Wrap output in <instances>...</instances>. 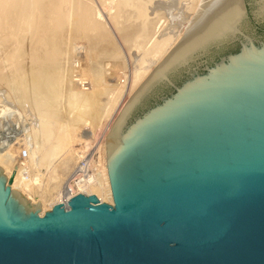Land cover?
<instances>
[{
  "label": "water",
  "instance_id": "water-1",
  "mask_svg": "<svg viewBox=\"0 0 264 264\" xmlns=\"http://www.w3.org/2000/svg\"><path fill=\"white\" fill-rule=\"evenodd\" d=\"M190 63L107 156L112 205L41 216L0 168V264H264V41L176 85Z\"/></svg>",
  "mask_w": 264,
  "mask_h": 264
},
{
  "label": "bare ground",
  "instance_id": "bare-ground-1",
  "mask_svg": "<svg viewBox=\"0 0 264 264\" xmlns=\"http://www.w3.org/2000/svg\"><path fill=\"white\" fill-rule=\"evenodd\" d=\"M141 1L140 4H137L135 0H120L116 6H114L115 4L113 5L114 7L112 8L114 9V11L112 9L111 10L114 13L112 14L110 10L109 14L110 18H112L111 22L115 24H113V26L117 27L118 31H121V34L119 33L120 36H124L122 29L119 28H122V24L124 26L125 22H123L122 19H124L123 16L126 15V13H129L126 19H128V17H132L133 19L136 18V20L139 21H142V19L145 21L146 18L152 17L153 14H151L149 17H146L148 9L146 8L147 6H145L144 8L143 4H145V0ZM149 1L151 0H146V3ZM152 1L149 2L150 5ZM158 2L162 3L163 0ZM164 2H167V0H164ZM77 4L74 5L76 11L74 10L75 12L72 15L73 9L70 10L71 2L69 0H0V83L2 81H5V83H3L5 84L4 88L7 87V89L5 90H1L2 87L0 88V132L3 129V120L9 117L16 110H19L20 113L25 116V119L28 121L29 125L24 129V134L22 136L23 138H21L20 136V142H24V147L28 151V156L23 158V146H18L17 143L16 144L18 148L14 149L13 146L12 148H8L5 150L2 149V144H0V168L4 170L2 175H4L6 179L14 176V182L11 186V191L18 192L33 205H37L39 203L41 204L42 209L41 212H39V215L41 216L44 215L46 211H50L54 205L59 203L66 204L71 197L80 193L85 195H95L102 203L112 205L113 193L109 177L107 156L124 138L123 130L127 125V120L130 117V114L134 107L142 99L144 94L153 87L155 83L157 84V82L168 78V75L172 69L187 65L191 60L194 59L196 55H198V53L204 51L212 44L220 43L222 41L228 40L229 38H235L236 34L239 32L241 22L246 14L243 0H169L166 4H161V7H165V15L167 14L168 16L169 14V16L171 17V27H174L173 30L169 31L165 35H162L161 38H159V36L156 37L157 33L155 32L157 30L155 32L153 31L156 35L152 32V30H155L152 28L153 24L151 25L152 30L151 28L149 29L152 33L148 32L149 30H146L148 29L147 26H150V18L146 19V23H149L147 25L143 23L144 21H142V25H146L145 28L147 27L146 29L144 27L143 30L141 29L142 34H140L141 32H137L138 28H140L141 26L140 24L139 26L136 25V33H139L134 34L136 37L133 36V39L130 38L128 36L129 33H127V39L125 37H123L125 39H122L121 37L123 43H126L128 40L132 39V41H128L126 43L127 45L130 42L127 46L125 45L126 49L134 45V47L141 48L142 50V44L148 41L145 45H147L149 48L147 49L143 44L145 46V49H143L145 51V55L143 54L144 56L139 63V67L135 69L131 83L129 82L130 84H127L128 86L123 85V83L121 82H119L118 85L116 83H113V85H116H114L113 88L109 89L107 88L109 85L107 86L106 83L108 79L105 81V79L101 77V75L98 76L95 74L93 75V77L91 76V79H89V82L91 83L90 85L92 87L89 91L82 89L84 87L83 81L85 78L83 77L84 79H82V77L80 78V76V79L78 78L76 79V81H73L75 76L74 78L72 77V80L70 81L72 82L71 86L66 88L64 85L71 78L68 79V81L65 80L64 72H62V66L59 67L58 65L59 69L55 66V68L52 67L53 65L50 64L49 61L51 60L52 56H48L49 54L47 53L48 50L52 48L50 46L52 40L53 44L55 43V41H59L60 43H62V41L64 40L63 37L65 35L63 34V36L60 33H63L61 32L62 30L66 32L64 27L69 25L70 21L73 20L74 22H76L75 24L74 22H71L72 25H77L76 23L78 22L81 26L78 28L81 29L83 26V30L81 29L83 37L81 38L87 36L85 34L87 33L89 34V37L87 36L88 38H84L85 40L92 38L91 40L93 42H97L98 40L102 41L101 43H103L105 41L104 38L108 36L105 44H109H107V40L110 41V36L105 34L106 30L104 29L106 27L103 28V24H101L102 21L100 22L103 17H101L100 15L99 17H97V19L96 17L94 19V17L88 15L89 11L87 7L78 8ZM258 5L260 11L259 13L264 16V0H259ZM151 6L153 7V5ZM159 6L160 4L158 5V7ZM150 9L152 8H149V14L151 12ZM154 11L156 12V9H154ZM162 11L160 10V13L156 12L157 15L154 12L155 15L153 16H157L158 19L162 18L164 14H162V17H160L161 15H158L161 14ZM71 16H73V20L69 21V18ZM100 17L101 19H98ZM144 17L146 18L144 19ZM154 17H152V19H154ZM74 18H76V20ZM132 18L131 20H133ZM158 19L153 21L156 22ZM167 19L160 20L164 21ZM80 20L84 21V25ZM158 22L154 24L157 26ZM137 23L138 21L135 22L133 20L134 25ZM133 24L130 23V25H128L130 26V28H128V31L132 29L133 26L131 27V25ZM71 26H69V28ZM164 26L161 27L163 28ZM71 28H73V26ZM31 29L32 33L35 34L34 36L37 35V38H29L32 41L35 40V42H33V45L30 41H28L30 42L28 44L34 46L33 48L30 45L33 48L34 52H32V54L36 56L38 55V53L43 52L41 50L46 49L44 48L45 43L49 41L48 43H46L49 45H46L47 52H45L47 54H45L47 56L43 54L45 58L50 57V59L47 60L49 62H47L46 60H42L44 56L41 57L40 55L39 56L41 57V60L39 61H41L42 63L46 61L47 64H50L49 67H51V69L46 70L43 66V64H45L46 62L42 64L37 60V63L42 64V66L39 65L38 67H34L33 64L35 60L33 59L36 58L34 56V58L31 57L33 62L32 64L31 60H29L30 64L33 65L31 66V68L34 69H32V71H29L30 73L28 74L27 70H24L26 69L24 68L25 66L23 67L22 65L27 62V60L26 62L24 61V58L26 59V56L23 57V55L24 53H26V50L29 48V46H27L28 48L22 52V49L26 48V44L22 42L21 39L22 37L24 38L26 36L23 33H30L28 31H30ZM75 29L76 26H74V30ZM126 29L125 32L127 31ZM159 30L162 29H158V32ZM146 31L149 33L147 36L150 35V40L145 36L147 34ZM59 36H61L63 40L61 39V37L59 38ZM70 38L72 39V37ZM58 39H61L62 41ZM66 39H68V37ZM71 39L69 40L70 42ZM65 42L66 41L63 42L64 45ZM68 42L66 43L68 44ZM23 43L25 45H23L22 48ZM63 43L62 45L60 44L61 48L59 47L61 50L59 48H56L58 50L54 48L57 51L56 52L52 49L56 52H53L56 56L57 54H59L58 51H62V48H64ZM86 43L88 45L87 48H90V50L91 48H95L94 45H91L93 43L90 44L89 41H87ZM67 44L65 48L67 47ZM100 44L97 46H100ZM96 48L94 49L95 51L93 49L92 50L96 52ZM63 51L66 52V50L64 49ZM88 51L89 49L87 50V52ZM98 51H101V49H99ZM103 51H105V49ZM129 51H131V48L129 49ZM27 52L28 56L32 55H29V50ZM87 52L85 51L86 54ZM113 52H111L112 55L110 53V57H116V55L114 56ZM117 52V57H119L120 53L119 51ZM67 53H64V55H62L64 59L67 58L65 57ZM114 53H116V51ZM61 54L62 53L59 54V60L58 58H55V60H58L57 62H61V59L63 60ZM29 58L27 57V59ZM52 60L54 61L53 58ZM111 60L113 61L114 59L111 58ZM132 60L134 63V59ZM64 61L65 60H63L61 64ZM114 61H117V59ZM56 63L55 65L60 64ZM30 64L28 62L27 66H30ZM48 65L46 66L45 64V67L47 69ZM133 65L136 64L134 63ZM70 66L71 64L68 65V68ZM70 71H73L74 73L73 66L72 70ZM89 74L91 73L89 72ZM123 79L125 80V78ZM86 80L87 79H85V81ZM70 82H68L69 85ZM68 83L66 84L67 86H69ZM113 85L109 87H112ZM64 87L66 91L63 89ZM13 119L19 122V117L17 115L13 116ZM105 127L106 130L108 127L109 134L107 132V136H105L107 138H105L104 147H102L104 148V150L103 152H101L102 154L100 156L99 164L96 168L95 176L98 175V178L96 176V182L91 183V181H85L72 184L69 189L67 188L68 190L64 188L63 192H61L62 190L59 191V188L57 187V185H55L53 187V192H55V194H45L46 196L35 195L36 189L40 184L39 182H41V178L43 177L41 173L40 174L42 177H37V171L41 170L43 167L46 170L49 169L47 167H53V165H55L53 167V172L56 173V179L62 181L57 178V173H60L61 176L62 174H65V176H67L66 173H70L73 170L74 164L77 162V160H81L84 152L87 151L86 149L93 142V139H91V137L93 138L94 136H96V133H99V130L102 131V128ZM88 131H90V133L92 134L90 135ZM86 132H88L91 137H89ZM79 151L80 153H83L80 157ZM30 166L31 169H36L35 172L37 173H34L36 174L37 179L32 177L33 175L29 177V174H27L28 178L26 177V172L28 171V168ZM45 170V173H43L44 175H46ZM47 171L49 172V170ZM39 179L40 181L38 182ZM59 181L58 186L60 183Z\"/></svg>",
  "mask_w": 264,
  "mask_h": 264
},
{
  "label": "rangeland",
  "instance_id": "rangeland-1",
  "mask_svg": "<svg viewBox=\"0 0 264 264\" xmlns=\"http://www.w3.org/2000/svg\"><path fill=\"white\" fill-rule=\"evenodd\" d=\"M70 2H71V7H70V10H72V15L74 14V12L76 11V8H75V6L74 5H76L77 3H79V4H77V6H78V8L79 7H87V9H88V11H89V16H92V17H94V19H95V17H96V19H97V17H99L100 15H101V17H103L102 19H101V17L100 18H98V19H101L100 20V22L102 21V23L101 24H103V28L104 27H106L104 30H106L105 31V34L106 35H109L110 37H109V39H110V41H108L107 40V44L108 45H106L105 44V42H106V39H108V36H106L104 39H105V41L103 42V43H101L102 41H98L97 40V42H95V43H98V44H95L91 39H84V38H86L89 34H87V33H85L87 36H85L84 38H81V37H83L82 35H83V33H82V31H81V29L83 28V26H82V28L80 29V28H78V27H81L80 25H79V23L77 22L76 24L77 25H72L71 24V22L73 23L74 22V20H73V16H71L70 18H69V21L70 20H73V21H70V23H69V25H67V26H65L64 27V29H65V31L66 32H64L63 30L61 31V32H63V33H60L61 35H63L64 37V40L62 39V37L61 36H59V38L61 37V39L63 40H61V39H58V40H61L62 41V43L64 42V41H66V42H68L71 38L70 37H72V39H71V42L69 43L68 42V44L65 42V45H64V43H63V47L64 48H62V51H60L61 49V46H60V44L62 45V43H60L59 41H55V43L53 44L52 42H53V40L51 41V44H50V46L52 47L51 49H49V50H51L52 51V53H51V51H49L48 50V52L46 51V49H47V46H49L48 44H46V43H48L49 41H47L46 43H45V46H44V48H46V49H43V50H41V51H43V52H40V53H38V55H34V54H32V52H33V48H34V46H32L33 45V42H35V40L34 41H32V40H30V39H32L33 37L34 38H37L36 36H34L35 34H33L32 33V29L30 30V31H28V32H30V33H23V34H25L26 36L23 38L22 37V42H24L23 44H22V48H23V45H25V47L26 48H24V49H22V52L24 51V50H26L28 47L27 46H29V48L26 50V53H27V55H26V53H24V55H23V57L24 56H26V59L24 58V61L26 62V60H27V62L25 63L24 61V63L26 64H23L22 66L24 67V68H26V69H24L25 71L27 70V73L29 74L30 72L29 71H32V69H34V68H31V66H33L34 65V67H38L39 65H41L42 66V64L43 63H45L47 60H49L50 59V57H47V58H45V56H47L46 54L48 53L49 55L48 56H52L51 57V60H52V58L54 59V61L52 60V62H51V60H49L50 61V64H52L51 66L52 67H58V65H59V67L60 66H62L61 68L63 69H61L62 70V72H64V75H65V80H67L68 81V79H70L68 82H70L71 80H72V77L74 78V76H75V80L73 79V81H76V79H78L79 78V76H80V78L82 77V79H87L86 81H85V79H84V81H83V85H84V87L82 88L83 90H91V83L89 82L90 80L89 79H91L92 77H93V75H101V77H103L104 79H105V81L107 80V81H109V82H107L106 81V83H107V86L109 85V86H111V85H113V83H116L117 85L119 84V82H121V83H123V85H129L130 83H131V81H132V78H133V73H134V71H135V69H137L138 67H139V63H140V61L142 60V58H143V56L145 55V51L143 50V49H145L144 47L146 46V48L148 49L149 47L147 46V45H145V44H147V42L148 41H146V42H144L143 44L145 45H143L142 44V50H141V48H137V47H134V45L133 46H131V47H128L129 49L131 48V51H129V49L127 48H125L127 45H126V43L128 42V41H132V37L133 36H135L134 34H139L140 32V34H142V30L145 28V26L147 25V24H149V23H146V19H152V17H154L153 15H155L156 14V12H159L160 13V10L162 11L163 10V8H164V12L162 13L161 12V14H158V15H161L160 17H162V14H164L165 15V7H161V4H166L169 0H167V2H164V0H163V2L161 3V2H158V1H161V0H154V1H152V3H151V5H153V7L149 4V2H151V1H149V2H147L146 3V0L144 1V3L145 4H143L144 5V8H145V6H147L146 8L148 9L147 10V14H146V17L148 16H150L151 14H153L152 15V17H150V18H146V17H144V19H145V21L142 19V21H144L143 23L144 24H146V25H142L143 23H142V21H139V20H136V18H132L135 22L136 21H138V23L137 24H133V20H131V18H129L128 17V19H126V17H127V15L129 14V13H126V15H124L123 16V18L124 19H122V21L123 22H125L124 23V26H123V24H122V28H119V29H122V32H123V35L124 36H120V30L118 31V28L117 27H115V26H113V24L114 23H112L111 21V19L112 18H110V14H109V12H110V10L112 9L113 11H114V9L112 8V7H114V6H116L117 4H118V2L120 1V0H72L73 1V3H72V1L71 0H69ZM84 1V2H83ZM141 0H139V1H136L135 0V2H137V4H140L141 2H140ZM148 1V0H147ZM158 2L159 4H160V6L158 7V3H156V2ZM246 1V3H247V8H246V14H245V17L243 18V20H242V22H241V25H240V28H239V33L236 35V38L235 39H228V40H225V41H222L221 43H219V44H217V45H213V46H211L210 45V48H208V50L206 51V52H204V51H202V52H200V53H198V55H196L195 57H194V59L193 60H191V63H190V65L188 66V67H185V68H181V69H179V71H177V72H175V73H173L172 75H170V79H172V81L176 84V85H179L185 78H188L189 77V74H191V73H193L195 70H198L199 72H201L203 69H205L206 68V66H209L211 63H212V61H217L219 58H221V57H224V56H226L227 54H229V53H233V52H236V51H238V47L240 46V43L242 42V41H244L247 37H249V38H251V39H253L254 41H258V42H260V41H264V17H263V15L261 16V15H259L257 12H256V9H255V3L257 2L258 3V1H256V0H245ZM75 2H76V4H75ZM113 2V3H112ZM115 2V3H114ZM143 3V2H142ZM115 4V5H114ZM146 4H149V5H146ZM114 5V6H113ZM76 6V7H77ZM149 6H151V7H149ZM72 7H74V8H72ZM149 8H152V9H150V14L148 13V11H149ZM154 9H156V12L154 11ZM157 9H158V11H157ZM160 9V10H159ZM75 10V11H74ZM111 10V13L113 14L114 12ZM153 12V13H152ZM154 12H155V14H154ZM167 13V12H166ZM91 14V15H90ZM96 15V16H94V15ZM109 14V15H108ZM98 15V16H97ZM108 17H107V16ZM157 15V14H156ZM163 15V17H166V18H157V16L156 17H154V19H150V21L152 22H150V26L148 25L147 27H148V29H146L147 31L151 28V25H152V28L153 29H155V30H152V28H151V30H152V32L154 31H156L155 33H157V36L156 37H158L159 36V38H161L162 37V35H165V34H167L169 31H171V30H173V28L174 27H171L172 26V24H171V17L169 16V14H168V16H167V14L164 16ZM88 17V16H87ZM159 17V16H158ZM168 18V19H167ZM75 20H76V18H74ZM156 19H158L156 22H154ZM163 20V19H167V20H164V21H161V20ZM83 20H85V19H83ZM83 20H80L82 23L84 22ZM104 20V21H103ZM130 20V21H129ZM154 20V21H153ZM79 21V22H80ZM99 21V20H98ZM129 21V22H128ZM147 21H149V20H147ZM161 21L162 22V24H161V22L159 23V22ZM165 21H166V24H165ZM76 22V21H75ZM75 22H74V24H75ZM141 22V23H140ZM156 24L157 22H158V24H157V26L154 24V23ZM164 22V23H163ZM130 23H132L133 25H131V27H132V29L131 30H129L128 31V28H130V26H128V25H130ZM167 23H169V24H167ZM81 24V23H80ZM141 24V26H142V28H141V26H140V28H138V30H137V32H139V33H136V25L137 26H139ZM160 24V25H159ZM164 24H165V26H164ZM73 26V28H71L72 26ZM83 25H84V23H83ZM115 25V24H114ZM155 25V26H154ZM159 25V26H158ZM69 26H71L70 28H69ZM74 26H76V29L74 30ZM126 26H128V27H126ZM155 28H154V27ZM161 26H164L163 28L161 27ZM69 29H68V28ZM144 27V28H143ZM156 27H158V28H156ZM68 30H67V29ZM117 28V29H116ZM127 28V29H126ZM172 28V29H171ZM123 29H124V31H123ZM125 29L127 30L126 32H125ZM142 29V30H141ZM158 29H162V30H159V32H158ZM170 29V30H169ZM83 30V29H82ZM71 31V32H70ZM134 31V32H133ZM146 31V32H147ZM69 32V33H68ZM78 32V33H77ZM108 34H107V33ZM131 32V33H130ZM143 32H145V31H143ZM148 32H150V33H152L150 30L148 31ZM147 32V34L145 35L147 38H149V40H150V35L149 36H147L149 33ZM153 32V33H154ZM69 34V36H68V34ZM82 33V34H81ZM120 33V34H119ZM127 33H129L128 34V36L130 37V38H132L131 40H128L126 43H123V41H122V39H125L126 37H128L127 36ZM154 33V34H155ZM29 34V35H28ZM59 34V35H60ZM73 34V35H72ZM133 34V35H132ZM143 34H145V33H143ZM153 34V35H154ZM152 35V36H153ZM156 35V34H155ZM68 37V39H66L67 37ZM91 36V35H90ZM151 36V37H152ZM89 37V36H88ZM87 37V38H88ZM115 37V38H114ZM121 37H122V39H121ZM123 37H125V38H123ZM136 37V36H135ZM30 38V39H29ZM33 38V39H34ZM70 38V39H69ZM104 39H102V40H104ZM127 39V38H126ZM57 40V39H56ZM28 41H30L31 42V44H28V43H30V42H28ZM87 41H89V43L91 44V43H93V44H91V45H94V47L96 48V52H94L95 50V48H91V50L94 52H92L91 50H90V48H87ZM90 41H92V42H90ZM121 41V42H120ZM124 41H126V40H124ZM57 42V43H56ZM60 43V44H59ZM101 43V44H100ZM35 44V43H34ZM59 44V45H58ZM66 44H67V49L65 48V46H66ZM90 44H89V47H90ZM100 44V46H101V48H100V46H97V45H99ZM102 44H104V45H102ZM33 47H31V46ZM47 45V46H46ZM57 47H56V46ZM115 45V46H114ZM126 45V46H125ZM131 45H132V43H131ZM55 46V47H54ZM72 46H73V48H72ZM130 46V45H129ZM60 47V48H59ZM103 47H104V49H105V51H103L104 49H103ZM107 47V48H106ZM56 48H59L60 50V52L58 51V53L60 54V53H62L61 54V56L62 55H64V53H67V55H65V57H67L66 59H64V57H63V60H65L62 64H64L65 65V67H64V65H62L61 64V62L63 61L62 59H61V62L59 61V62H57L58 60H59V54H57V56L55 55V53L57 52L56 50H58V49H55ZM76 48V49H75ZM125 48V49H124ZM55 50V51H53V50ZM63 49L64 50H66V52L65 51H63ZM68 49H69V51H68ZM72 51H71V50ZM75 49V50H74ZM89 49V51H91V52H87V50ZM99 49H101V51H98ZM114 49H117V50H114ZM140 49V50H139ZM147 49H146V51H147ZM29 50V55H31V56H28V51ZM130 52V55H129V52ZM136 50V51H135ZM47 53H46V52ZM85 51L87 52V54L85 53ZM109 51V52H108ZM115 52L116 51V53H114L113 52V54H114V56L116 55V57H110V53L111 52ZM117 51H119V57H117V55H118V52ZM134 51H135V53H134ZM141 51V52H140ZM53 52H55V53H53ZM72 52V53H71ZM100 52V53H99ZM34 53V52H33ZM46 53V54H45ZM75 53V54H74ZM91 53H93V54H91ZM140 53V54H139ZM45 56H44V55ZM108 54V55H107ZM144 54V55H143ZM42 57V56H44V58H42V60H46V61H44L43 63L41 62V61H39V60H41L40 58V56ZM77 55V56H76ZM87 55V56H86ZM111 55H112V53H111ZM34 56L36 57V58H34ZM72 56V57H71ZM91 56V57H90ZM94 56V57H93ZM124 56V57H123ZM138 56V57H137ZM141 56V57H140ZM27 57L29 58H34L33 60H35L34 61V64L33 65H31L33 62H32V58L30 59H27ZM59 57V58H58ZM61 57V58H62ZM121 57V58H120ZM38 58V59H37ZM55 58L57 59L58 58V60H55ZM111 58L112 59H114V60H116L117 59V61H112L111 60ZM116 58V59H115ZM134 59V63L136 64V65H133L134 63H133V60L132 59ZM135 58H136V62H135ZM91 59V60H90ZM97 59V60H96ZM29 60H31V64H30V61ZM38 62H40V63H42V64H38L37 63V61ZM95 60V61H94ZM49 61H47V62H49ZM57 63H60V64H57ZM90 61V62H89ZM123 61V62H122ZM28 62H29V64H30V66H27V64H28ZM47 62L45 63L46 64V66L49 64H47ZM54 62V63H53ZM68 62V63H67ZM77 62V63H76ZM55 63L57 64V65H55ZM66 63H67V65H66ZM45 64H43V66H44V68L46 69V70H49V69H51V67H49L50 66V64L48 65V69L45 67ZM69 64H71V66L68 68V65ZM189 64V63H188ZM37 65V66H36ZM75 65V66H74ZM95 65V66H94ZM100 65V66H99ZM105 65V66H104ZM108 65V66H107ZM113 65V66H112ZM120 65V66H119ZM27 66V67H26ZM72 66H73V69H74V73H73V71H70V70H72ZM79 66V67H78ZM84 67V68H82V67ZM134 66V67H133ZM29 67V68H28ZM54 67V68H55ZM59 67H58V69H59ZM75 67V68H74ZM77 67V68H76ZM101 67V68H100ZM106 69H105V68ZM114 67V68H113ZM30 69V70H28V69ZM66 68V69H65ZM88 68V69H87ZM104 68V69H103ZM110 68V69H109ZM111 68H113V69H111ZM64 69H65V71H64ZM101 69V70H100ZM89 70V71H88ZM84 71V72H83ZM88 71V72H87ZM96 73H95V72ZM103 71V72H102ZM71 72V73H70ZM89 72L91 73V74H89ZM107 72V73H106ZM109 72H111V73H109ZM128 72V73H127ZM100 73V74H99ZM103 75H102V74ZM120 73V74H119ZM69 74V75H68ZM74 74V75H73ZM85 74V75H84ZM107 74V75H106ZM82 75V76H81ZM87 75V76H86ZM90 75V76H89ZM126 75V76H125ZM67 76V77H66ZM69 76V77H68ZM71 76V77H70ZM76 76H78V77H76ZM92 76V77H91ZM105 76V77H104ZM169 76V75H168ZM84 77V78H83ZM106 77H108V78H106ZM111 77V78H110ZM115 77V78H114ZM128 77V78H127ZM79 78V79H80ZM123 78H125V80L123 79ZM121 79V80H120ZM123 79V80H122ZM66 81V82H67ZM123 81V82H122ZM67 82V83H68ZM130 82V83H129ZM2 83V84H1ZM0 83V88H1V90H5V89H7V87L6 88H4L5 87V84H3V83H5V81H2ZM66 83V84H67ZM125 83V84H124ZM158 84H154L153 85V89L149 92V91H147L145 94H144V96L142 97V99L138 102V104L134 107V109L132 110V112H131V114H130V122H132V120L133 119H135V118H138L139 116H141V114L143 113V112H145V110L147 109V108H149V107H152L156 102H158V98H160V97H164V96H166V95H169L172 91H173V88L169 85V84H167V82L166 81H159V82H157ZM64 85L66 88H68V87H70L71 86V84H72V82H70V85H69V83H68V85L69 86H67V85ZM86 84V85H85ZM111 84V85H110ZM116 84H114V85H116ZM2 85H4V86H2ZM82 85V86H83ZM114 85L112 86V87H107V88H109V89H111V88H113L114 87ZM127 85V86H128ZM65 87L63 88L65 91H66V89H65ZM85 88V89H84ZM65 91H63V92H65ZM88 91V92H89ZM102 99H104V98H102ZM3 107H5V106H3ZM14 114V115H13ZM15 115H17L18 117H19V122L18 121H15L14 119H13V116H15ZM25 116H23L21 113H20V111L18 110H16V111H14L9 117H7V118H5L4 120H3V129L1 130V132H0V144H2V149H8V148H12L13 146H14V149L15 148H18V146H23L22 148H23V152H22V156H23V158H25V157H27L28 156V151L26 150V148L24 147V142H20V140H21V138H23L22 136H23V132H24V129L26 128V127H28L29 125H28V121L26 122L25 120ZM128 121V120H127ZM109 127V126H108ZM108 127H107V130H106V127L105 128H102V131L101 130H99V133L97 132L96 133V136H94L93 138L90 136L92 133H90V131H88L89 133H90V135H89V133L88 132H86L87 133V135H89V137H91V139H93L92 141V143L89 145V147L86 149L87 151L86 152H84V155L82 156L81 154H83V153H80V151H79V157L80 156H82V158L83 157H87V159L90 161V165H91V168H92V170L94 171V170H96V168L98 167V164H99V160H100V156H101V152H103V150H104V148H102V147H104V142H105V138H107V137H105V136H107L106 134H107V132H108V134H109V129H108ZM105 132V133H104ZM20 136H21V138H20ZM19 137V138H18ZM103 139V140H102ZM16 140V141H15ZM97 141V142H96ZM21 144H20V143ZM18 144V146H17V144ZM25 148V149H24ZM79 148V147H78ZM101 150V151H100ZM78 158V157H77ZM81 158V159H82ZM80 159V158H79ZM53 165V164H52ZM78 165H80V160H77V162L74 164V167H73V170L69 173H66V175L67 176H65V174L63 175L62 174V176H61V174L60 173H57V178L58 179H60V180H62V181H59V180H57L56 179V173H54L53 172V170H54V166L55 165H53V167L51 166H49V167H47V168H49V169H46L45 170V168L43 167L41 170H39V169H37V170H39V171H37V172H35L36 171V169H34V168H32L31 169V166L28 168V173L26 172V177H27V174H29V177L30 176H32V177H34V178H36V174L35 173H37V177L39 176V178H41L42 176V178H41V182H39L40 181V179L38 180V182L41 184H39L38 186L39 187H37V189H36V196H46V195H49V194H55V192H53L54 191V186L55 185H57V187L59 188L58 190L59 191H61V192H63V190H64V188L65 189H69V187L72 185V184H75L76 183V177H77V172H75V168H76V166H78ZM89 165V166H90ZM31 169V170H30ZM44 170L46 171V175H44L43 173H45L44 172ZM47 170H49V172L47 171ZM42 171V172H41ZM35 172V173H34ZM34 173V174H33ZM42 174V176H41V174ZM52 173V174H51ZM59 176H60V178H59ZM65 176V177H64ZM97 176V178H98V175H96ZM96 176H95V179H96ZM31 177V178H32ZM53 177V178H52ZM28 178V177H27ZM49 178V179H48ZM37 179V178H36ZM56 179V180H55ZM58 181L60 182L59 183V186H58ZM94 182H96V180H94ZM57 183V184H56ZM53 184V185H52ZM51 188V189H50ZM56 188V187H55ZM47 191H46V190ZM67 189V190H68ZM51 190V191H50ZM41 192V193H40ZM46 194V195H45ZM41 209H42V207H41ZM47 212V211H46Z\"/></svg>",
  "mask_w": 264,
  "mask_h": 264
},
{
  "label": "built area",
  "instance_id": "built-area-1",
  "mask_svg": "<svg viewBox=\"0 0 264 264\" xmlns=\"http://www.w3.org/2000/svg\"><path fill=\"white\" fill-rule=\"evenodd\" d=\"M90 161L87 159V157H84L80 160V165L76 166L75 172H77V179L76 183L85 182V181H91V183H94L95 179V172L96 170H92ZM75 183V184H76Z\"/></svg>",
  "mask_w": 264,
  "mask_h": 264
}]
</instances>
